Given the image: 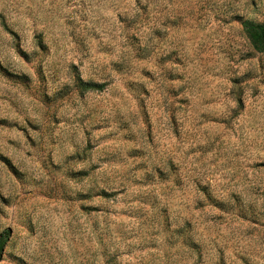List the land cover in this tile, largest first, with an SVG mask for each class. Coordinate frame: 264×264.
I'll list each match as a JSON object with an SVG mask.
<instances>
[{"label": "rangeland", "instance_id": "1", "mask_svg": "<svg viewBox=\"0 0 264 264\" xmlns=\"http://www.w3.org/2000/svg\"><path fill=\"white\" fill-rule=\"evenodd\" d=\"M245 20L264 0H0V264H264Z\"/></svg>", "mask_w": 264, "mask_h": 264}, {"label": "trees", "instance_id": "2", "mask_svg": "<svg viewBox=\"0 0 264 264\" xmlns=\"http://www.w3.org/2000/svg\"><path fill=\"white\" fill-rule=\"evenodd\" d=\"M242 30L249 40L251 46L256 52L264 51V23H254L251 20H245L242 22ZM79 88L82 91H100L103 85L94 83H85L80 81ZM9 232L4 231L0 234V259L3 254L4 247L8 241Z\"/></svg>", "mask_w": 264, "mask_h": 264}]
</instances>
